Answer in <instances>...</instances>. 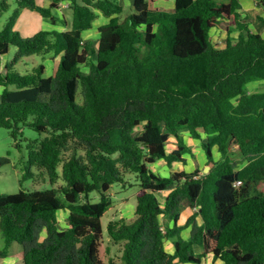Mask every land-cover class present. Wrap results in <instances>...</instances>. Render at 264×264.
Returning <instances> with one entry per match:
<instances>
[{"label": "trees", "instance_id": "trees-1", "mask_svg": "<svg viewBox=\"0 0 264 264\" xmlns=\"http://www.w3.org/2000/svg\"><path fill=\"white\" fill-rule=\"evenodd\" d=\"M15 1L0 29V127L14 139L25 127L45 134L28 144L21 181L36 167L52 185H64L0 193V259L17 243L21 264H202L209 253L214 264H264V91L248 88L264 82V37L252 32L240 1L175 0L164 11L155 0H133L125 17L120 0H51L49 7ZM64 2L71 23L58 14ZM256 2L264 9V0ZM10 6L0 0V16ZM26 9L65 30L23 38L15 26ZM98 13L108 22L98 39L85 38ZM214 29L227 33L222 43L213 40ZM11 46L17 54L4 63ZM34 55L59 57L56 72L45 77L40 64L21 73L19 63ZM184 130L201 140V155L192 154ZM171 136L178 148L167 153ZM186 155L206 159L210 171L165 178L151 170ZM128 173L139 186L134 216L111 220L104 235L102 218L114 206L110 190L125 186ZM95 192L99 202H92ZM186 208L199 210L178 226ZM61 211L68 212L64 227ZM164 216L172 227H163Z\"/></svg>", "mask_w": 264, "mask_h": 264}, {"label": "rangeland", "instance_id": "rangeland-1", "mask_svg": "<svg viewBox=\"0 0 264 264\" xmlns=\"http://www.w3.org/2000/svg\"><path fill=\"white\" fill-rule=\"evenodd\" d=\"M8 4H10V8L6 11H2L0 16V29H4L7 20L13 14L14 10L17 8V2L15 0H6ZM125 6V10L123 12L122 17L127 16V14L133 13V0H120ZM218 2H226L227 0H217ZM175 0H155V4L153 7L162 8L164 11H168V7L171 4V8H173ZM51 4V0H44L42 2L43 6L49 7ZM164 7V8H163ZM59 15H65L68 19L69 23H71V9L70 3L64 2L60 11H58ZM25 15V16H24ZM42 20L43 29H57V30H65L63 25L54 26L50 24L48 21L44 20L40 15H38L35 11L23 10L19 19V22L15 26V30L20 32L23 38H29L34 36L35 31L32 30L35 28L37 32L41 29L39 28L38 19ZM104 18V17H103ZM100 18L98 15L97 20L94 22V26L91 30L84 32L89 34H85V37L93 38L94 40L99 38L98 28L100 24H103L105 19ZM257 23H254L253 30L256 31ZM260 34L264 37V26ZM237 35V34H234ZM225 37L223 38V40ZM17 48L15 46H11L10 52L4 57V63H11L17 54ZM42 55H34L28 58H25L18 65V70L23 73L32 72L33 68L37 67L40 64H44L47 67L45 77H50L56 72L57 66L59 64V57L53 58V56H47L43 58ZM264 84V82H262ZM250 84L248 86L249 89ZM11 90H15L14 87L10 88ZM255 90H259L258 86ZM264 90V87L263 89ZM260 91V90H259ZM78 101H81V96L79 94ZM142 131V127L137 130V133ZM187 133L184 130V133ZM45 137V134H39L34 131L32 128L25 127L23 128V133L17 139H14L11 131L0 127V193L2 194H14L19 192L20 190L25 191H34V190H45V189H57L58 187L64 185L63 180H60L56 185H52L47 173L44 170H40L36 167H32L33 175L28 179L21 181L24 172L26 161L28 158V144L31 142H39ZM218 155L219 153L216 152ZM188 163H191L190 157H185ZM2 159H7L5 163H2ZM239 159V157H237ZM160 161L157 164H154V168L152 169L155 172V168L160 165ZM183 164H187L183 162ZM61 169V167H60ZM188 170V169H187ZM206 170V169H205ZM156 174V173H155ZM161 177H169L167 173L157 174ZM126 184H116L110 190V196L113 201V209H110L107 214L102 218V225L104 229V235H107V227L111 220L119 219L120 217L130 218L134 216L135 208H136V193L139 189L138 179L135 174L128 173L126 175ZM92 202H99L100 195L95 192L91 194ZM68 215V212L61 211L58 213V219L60 221V227L65 226V217ZM2 243V242H1ZM1 248V246H0ZM8 255H13L15 252H21L22 248L19 244L14 243L13 246L8 250ZM102 257L106 260L105 255V244L102 248ZM184 264V263H183ZM186 264H195V263H186Z\"/></svg>", "mask_w": 264, "mask_h": 264}, {"label": "crops", "instance_id": "crops-1", "mask_svg": "<svg viewBox=\"0 0 264 264\" xmlns=\"http://www.w3.org/2000/svg\"><path fill=\"white\" fill-rule=\"evenodd\" d=\"M239 1L243 7V10L246 11L247 14L249 15V17H251V19L253 20V24L251 25L252 32L260 34V31H262V28L264 26V23H263V21H264V9L257 6L256 0H239ZM170 2H171V0H170ZM227 2H228V0L224 3H227ZM168 9H172L171 4L169 5ZM98 15H100V18L104 17L103 19H105L104 21H106V22H103V24H106L108 22V18H106L104 15H102L101 13H98ZM254 23H257L256 31L253 30ZM38 24H39V28L41 27L40 30H42L43 29V23H42L41 18L38 19ZM103 24H100V26ZM44 29H45V27H44ZM32 30H34L35 33H37V30L35 28H33ZM48 30H51V29H48ZM85 34H89V32L84 33L83 34L84 37H85ZM211 34L213 36V40L217 43H222L223 38L224 37H225V39L227 38V33L224 31L218 30V29H214ZM85 38H89V37H85ZM257 86H258L260 91H264V90H262L264 87V84L262 82L252 84L250 86V88H251L250 91L251 92L259 91V90H255ZM1 92H2V88H0V94H1ZM181 135H182V137H184V140H185L188 148L192 151V154L199 156L203 153L202 148H201L202 147L201 146V140L193 139L188 132L184 133V131H182ZM205 137H206L205 133H202V138H205ZM177 148H178V140L176 137L171 136L169 138L167 146H166L167 153H171V152L175 151ZM215 154H216V159L220 157V155H218L216 152H215ZM186 156L190 157L191 163H188L187 159H185V163H187L185 165L183 164V162H174L171 166H169L165 160H159L161 163L159 166H157L155 168L154 173H156V174L167 173L169 175L173 172H181V171H186V172L190 173V172L195 171L197 167H199L200 170H205L206 168H209V167H207L206 159H200L198 162H195L191 158V156H189V155H186ZM157 162L155 164H157ZM153 165L151 166V170L155 166V165L154 166ZM209 171H210V169H209ZM167 194H168L167 192L163 193L161 195V199H164ZM198 210H195V208L184 209V211L180 217V220L178 221V226H181V227L186 226L188 219L190 217H192L193 215H196ZM161 220H162V225L164 228L172 227L174 224L173 220L169 217H166V216L162 217ZM196 220H197L198 224H202V222H203L202 217L200 215H197ZM181 236L185 240H190L191 239V226L185 227L181 232ZM0 246L2 247L1 240H0ZM166 247H167L169 252H173L174 251L173 241H171V240L168 241L166 243ZM203 251H204L203 248H201L199 246L194 247V252L196 254H202ZM8 253H9V251H8ZM22 259H23L22 258V251L21 252H15L12 256L7 254L6 257L1 258L0 264H21ZM181 264H183V263H181ZM202 264H214L213 256L211 253L204 256V258L202 259ZM215 264H222V262L217 261V262H215Z\"/></svg>", "mask_w": 264, "mask_h": 264}, {"label": "built area", "instance_id": "built-area-1", "mask_svg": "<svg viewBox=\"0 0 264 264\" xmlns=\"http://www.w3.org/2000/svg\"><path fill=\"white\" fill-rule=\"evenodd\" d=\"M242 185V181H236L235 183H234V186H236V187H239V186H241Z\"/></svg>", "mask_w": 264, "mask_h": 264}, {"label": "water", "instance_id": "water-1", "mask_svg": "<svg viewBox=\"0 0 264 264\" xmlns=\"http://www.w3.org/2000/svg\"><path fill=\"white\" fill-rule=\"evenodd\" d=\"M238 148H239V146H238ZM208 171H209V168H206L205 172L208 173Z\"/></svg>", "mask_w": 264, "mask_h": 264}]
</instances>
